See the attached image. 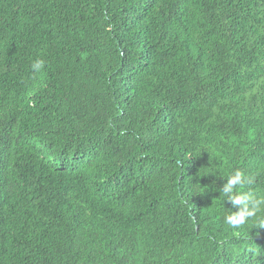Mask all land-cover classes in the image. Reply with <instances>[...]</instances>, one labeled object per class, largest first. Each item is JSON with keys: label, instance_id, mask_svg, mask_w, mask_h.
<instances>
[{"label": "trees", "instance_id": "obj_1", "mask_svg": "<svg viewBox=\"0 0 264 264\" xmlns=\"http://www.w3.org/2000/svg\"><path fill=\"white\" fill-rule=\"evenodd\" d=\"M236 169L264 197V0H0V264H264Z\"/></svg>", "mask_w": 264, "mask_h": 264}, {"label": "clouds", "instance_id": "obj_2", "mask_svg": "<svg viewBox=\"0 0 264 264\" xmlns=\"http://www.w3.org/2000/svg\"><path fill=\"white\" fill-rule=\"evenodd\" d=\"M45 62L42 59H37L32 64V69L35 72H40L44 67ZM245 173L242 170L236 169L227 177V183L224 185L221 192L232 201L234 205H241L236 212H231L225 215L224 222L230 228H239L247 223L249 218L255 217L264 206V197L258 196L252 191H243ZM235 190V191H234ZM264 224V220L260 221ZM251 257L257 259L260 256V248H248Z\"/></svg>", "mask_w": 264, "mask_h": 264}]
</instances>
